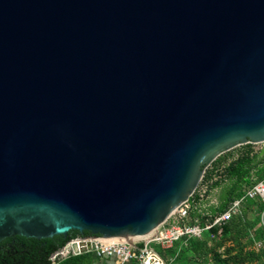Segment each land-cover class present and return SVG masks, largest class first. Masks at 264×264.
Masks as SVG:
<instances>
[{"label":"water","instance_id":"water-1","mask_svg":"<svg viewBox=\"0 0 264 264\" xmlns=\"http://www.w3.org/2000/svg\"><path fill=\"white\" fill-rule=\"evenodd\" d=\"M259 142L264 0H0V242L147 234Z\"/></svg>","mask_w":264,"mask_h":264},{"label":"rangeland","instance_id":"rangeland-1","mask_svg":"<svg viewBox=\"0 0 264 264\" xmlns=\"http://www.w3.org/2000/svg\"><path fill=\"white\" fill-rule=\"evenodd\" d=\"M263 151L264 142L238 144L205 165L191 193L189 219L202 222L208 215L207 208L215 195L214 190L228 180L224 170L232 160L242 154L262 157ZM255 169L256 176L264 179V159ZM246 183L249 184L250 181L247 180ZM241 188L242 186H238L232 196L241 192ZM249 204L252 207L245 214L243 223L234 219L213 237L204 234L199 239L178 243L171 250L164 251L167 264H264V202L256 199L249 201Z\"/></svg>","mask_w":264,"mask_h":264},{"label":"built area","instance_id":"built-area-1","mask_svg":"<svg viewBox=\"0 0 264 264\" xmlns=\"http://www.w3.org/2000/svg\"><path fill=\"white\" fill-rule=\"evenodd\" d=\"M255 171L256 169L251 170L250 183L242 185L239 196L233 198L222 212L212 216L207 215L202 222L189 219L192 201L190 195L147 238L135 240H104L97 236L74 238L51 254L50 264H57L61 259L86 252L92 253L96 264H104V262L105 264H167L160 251L169 250L181 242L187 243L190 239H199L205 233L213 237L215 233L222 232L223 226L232 218L241 214V207L247 200L257 199L264 202V179H259ZM262 243L264 246V239Z\"/></svg>","mask_w":264,"mask_h":264},{"label":"trees","instance_id":"trees-1","mask_svg":"<svg viewBox=\"0 0 264 264\" xmlns=\"http://www.w3.org/2000/svg\"><path fill=\"white\" fill-rule=\"evenodd\" d=\"M263 159L264 154L262 157H258L256 154H242L225 167L224 171L229 183L222 194L220 204L215 210H209L208 215L212 216L222 212L233 198L241 194V192H239L232 196L238 186H242L249 180L251 170L260 166ZM249 201L252 200H247L245 202V207L241 214L232 218L229 222L234 219H236L238 223H243L245 221L244 216L252 207ZM212 231L215 230L212 229ZM205 234L208 235V233ZM78 235L80 234L77 231H71L66 238L61 235H55L51 238L44 239L27 238L19 235L5 238L0 242V264H50L49 258L51 254L62 247L69 238ZM83 235H89V233L84 232ZM160 252L163 255L164 251ZM57 264H96V261L92 253L86 252L61 259Z\"/></svg>","mask_w":264,"mask_h":264},{"label":"crops","instance_id":"crops-1","mask_svg":"<svg viewBox=\"0 0 264 264\" xmlns=\"http://www.w3.org/2000/svg\"><path fill=\"white\" fill-rule=\"evenodd\" d=\"M229 181L227 180L225 183H223L222 185L219 186V188L216 190H214V197L213 199L210 200V205H208V208L209 210H215L216 207L220 204L221 202V197H222V194L226 188V186L228 185ZM245 204L242 205L241 207V212L244 210V206ZM250 210H248L246 213L248 214ZM171 250V249H169ZM103 264V263H102Z\"/></svg>","mask_w":264,"mask_h":264},{"label":"bare ground","instance_id":"bare-ground-1","mask_svg":"<svg viewBox=\"0 0 264 264\" xmlns=\"http://www.w3.org/2000/svg\"><path fill=\"white\" fill-rule=\"evenodd\" d=\"M155 229H153L152 231H150L147 234L141 235V236H126L123 238H116L114 240H121V239H125V240H135V239H144L147 238L148 236H150V234L154 231Z\"/></svg>","mask_w":264,"mask_h":264}]
</instances>
